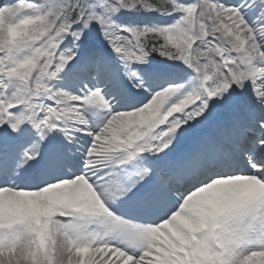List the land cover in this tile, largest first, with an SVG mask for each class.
<instances>
[{
	"label": "snow or ice",
	"instance_id": "1",
	"mask_svg": "<svg viewBox=\"0 0 264 264\" xmlns=\"http://www.w3.org/2000/svg\"><path fill=\"white\" fill-rule=\"evenodd\" d=\"M0 264H264V0H0Z\"/></svg>",
	"mask_w": 264,
	"mask_h": 264
}]
</instances>
